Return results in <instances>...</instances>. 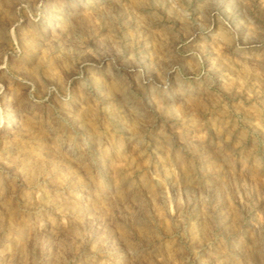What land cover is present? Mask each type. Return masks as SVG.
Instances as JSON below:
<instances>
[{"label":"rangeland","instance_id":"1","mask_svg":"<svg viewBox=\"0 0 264 264\" xmlns=\"http://www.w3.org/2000/svg\"><path fill=\"white\" fill-rule=\"evenodd\" d=\"M0 121V264H264V0H0Z\"/></svg>","mask_w":264,"mask_h":264},{"label":"bare ground","instance_id":"2","mask_svg":"<svg viewBox=\"0 0 264 264\" xmlns=\"http://www.w3.org/2000/svg\"><path fill=\"white\" fill-rule=\"evenodd\" d=\"M6 123H9V121H6ZM5 125V123H2L1 121H0V127H3Z\"/></svg>","mask_w":264,"mask_h":264}]
</instances>
